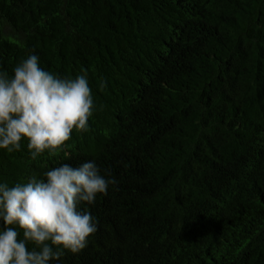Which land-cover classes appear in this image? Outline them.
<instances>
[{
	"label": "trees",
	"instance_id": "16d2710c",
	"mask_svg": "<svg viewBox=\"0 0 264 264\" xmlns=\"http://www.w3.org/2000/svg\"><path fill=\"white\" fill-rule=\"evenodd\" d=\"M31 54L86 74L94 112L55 157L0 151V182L88 160L117 181L50 264H264V0H0V70Z\"/></svg>",
	"mask_w": 264,
	"mask_h": 264
},
{
	"label": "clouds",
	"instance_id": "9594fccd",
	"mask_svg": "<svg viewBox=\"0 0 264 264\" xmlns=\"http://www.w3.org/2000/svg\"><path fill=\"white\" fill-rule=\"evenodd\" d=\"M94 107L86 74L61 78L31 54L11 76L0 70V151L18 152L23 140L31 159L55 157L74 130H89ZM116 183L95 160L63 163L12 187L0 182V264H50L64 252L80 253L98 231L97 218L81 206Z\"/></svg>",
	"mask_w": 264,
	"mask_h": 264
}]
</instances>
